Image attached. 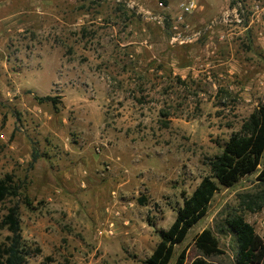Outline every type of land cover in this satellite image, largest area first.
Wrapping results in <instances>:
<instances>
[{"label": "rangeland", "instance_id": "374dc122", "mask_svg": "<svg viewBox=\"0 0 264 264\" xmlns=\"http://www.w3.org/2000/svg\"><path fill=\"white\" fill-rule=\"evenodd\" d=\"M182 1L0 0V177L32 201L20 203L22 237L39 248L27 264H143L264 101V0H195L189 13ZM257 172L213 196L169 264L196 257L205 228L221 249L210 259L238 264L235 216L257 246L240 259L264 264V203L246 209Z\"/></svg>", "mask_w": 264, "mask_h": 264}, {"label": "trees", "instance_id": "16d2710c", "mask_svg": "<svg viewBox=\"0 0 264 264\" xmlns=\"http://www.w3.org/2000/svg\"><path fill=\"white\" fill-rule=\"evenodd\" d=\"M163 1V0H162ZM164 24L169 27L168 21ZM39 102H50L57 107L56 97L51 95L36 96ZM57 109V108H56ZM37 159L33 154L32 162ZM209 174L201 178L190 194L183 197L176 208L173 222L167 228L157 229L159 241L143 264H169L174 247L181 243L189 230L207 213L213 196L221 189L237 183L242 177L257 172V180L262 188L248 197L246 209H261L264 203V101L242 121L240 128L224 142L219 154L208 162ZM260 167V168H259ZM9 202L6 211L0 215V233L6 229L8 234L0 241V264H27L28 258L39 251L26 243L21 234L20 203L32 208V201L23 194L15 182L12 173L0 177V204ZM231 231L236 235L237 263L245 264L240 259L251 249H257L250 239L248 226L240 216L226 220ZM220 231L224 229L220 228ZM198 255L188 264H217L210 259L221 253L219 242L211 229L205 228L194 238ZM185 249L177 255L173 264H186Z\"/></svg>", "mask_w": 264, "mask_h": 264}, {"label": "built area", "instance_id": "2783aa9c", "mask_svg": "<svg viewBox=\"0 0 264 264\" xmlns=\"http://www.w3.org/2000/svg\"><path fill=\"white\" fill-rule=\"evenodd\" d=\"M158 4L160 6H163L162 2L159 1ZM179 8L181 10V13H189V12H192L195 8H196V2L195 0H185V1H182L180 4H179ZM240 9H242L240 7ZM151 18L155 19L160 25H163L164 23V17L162 15H150ZM179 19H180V16H179ZM223 22H228L230 21V17H229V12H225L222 16V19H221ZM199 34V32H196L194 34V36H197ZM181 35H177L176 37H174V39L176 38H181L180 37ZM181 40H183V38H181Z\"/></svg>", "mask_w": 264, "mask_h": 264}]
</instances>
